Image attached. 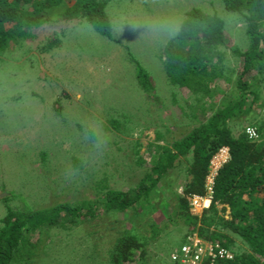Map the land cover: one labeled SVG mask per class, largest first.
Returning <instances> with one entry per match:
<instances>
[{
    "label": "rangeland",
    "instance_id": "obj_1",
    "mask_svg": "<svg viewBox=\"0 0 264 264\" xmlns=\"http://www.w3.org/2000/svg\"><path fill=\"white\" fill-rule=\"evenodd\" d=\"M194 7L226 21L227 45L212 61L205 81L208 91L200 92L169 85L163 69L162 47ZM106 10L113 39L79 19L57 15L34 38L0 53V226L9 206L80 205L100 199L105 187H134L153 165L157 146H171L196 127L204 117L200 109L211 115L242 98L245 108L252 105L253 96L237 83L244 63L233 51L246 49L250 36L243 17L229 11L224 0H109ZM260 31L264 33V24ZM133 57L152 76L151 91L141 88ZM245 80L258 97L250 111L237 112L228 123L235 134L248 127L260 129L264 140V68L255 65ZM114 118L120 120V129L110 124ZM190 161L191 156L175 161L156 187L159 195L151 198V208L137 205L139 215L130 210L115 216L101 211L99 204L101 212L93 218L76 225L60 221L28 234L13 264H100L92 250L101 232L110 236L133 225L147 242V260L141 264H170L175 242L188 232V223L177 216L175 193L183 195L192 177ZM212 161L210 171L217 169ZM190 200L191 211L199 216L210 206L196 207ZM156 210L166 211L167 217L153 236L150 224ZM221 214L229 218V208ZM226 232L233 250L247 248L238 234Z\"/></svg>",
    "mask_w": 264,
    "mask_h": 264
},
{
    "label": "trees",
    "instance_id": "obj_2",
    "mask_svg": "<svg viewBox=\"0 0 264 264\" xmlns=\"http://www.w3.org/2000/svg\"><path fill=\"white\" fill-rule=\"evenodd\" d=\"M108 1L0 0V53L12 45L34 38L35 31L56 21L57 15L61 20L79 19L94 32L113 39V25L106 10ZM224 2L226 8L241 15L247 25L250 36L248 47H233V51L244 63L237 83L245 94L253 96L251 104L254 105L258 91L250 89L251 84L245 80V76L257 64L264 68V48L261 47L264 33L260 31L264 24V0ZM225 27V19L216 13L211 14L198 7L185 13L177 34L162 47L165 56L163 69L169 85L198 92L208 91L205 81L209 77L212 61L220 55V48L227 45ZM133 60L136 62V77L141 88L151 91L155 87L152 76L137 59L133 57ZM156 99H159L157 95ZM246 104L245 98L230 100L225 107L211 115L205 108L200 109L204 117L199 120V124L182 138L176 139L171 146H157L153 165L134 187L126 190L105 187L100 199L94 202L85 200L80 205L59 202L41 209L9 206L1 220L3 225L0 226V264H13L28 234L41 228L57 226L60 221L76 225L103 210L112 215L133 210L135 215H139L137 205L141 204L143 208L149 205L151 208V198L159 195L155 189L161 179L169 176L176 160L187 156H191L188 170L192 177L185 183L183 195H175L178 197L177 216L183 217L188 223V232L182 240L175 242V246L181 245L190 234L197 233L203 239L218 243L234 253L233 259H221L218 264H264V140L260 136L250 139L245 129L235 134L228 123L237 112L250 111L252 105L245 108ZM62 107L56 111L59 113ZM198 115H194V118L199 119ZM109 122L115 129H120V120L114 118ZM161 136L159 132L158 137ZM223 147L229 148L230 156L215 176L210 206L199 216L191 211L190 197L206 196L212 158ZM74 162L79 165L80 160L75 158ZM9 199L4 198L6 201ZM227 207L230 210L229 218L221 214ZM158 211L154 212L150 224L153 236L159 233L163 219L167 217L166 211ZM134 228L133 225L120 233L112 231L110 236L101 232L98 242L93 244L95 262L133 264L138 255L140 264L144 263L148 255L145 248L147 242ZM227 230L238 234L247 248L240 252L233 250V240ZM155 255L152 259L158 257L157 253ZM160 258L161 262L165 261L162 256Z\"/></svg>",
    "mask_w": 264,
    "mask_h": 264
},
{
    "label": "built area",
    "instance_id": "obj_3",
    "mask_svg": "<svg viewBox=\"0 0 264 264\" xmlns=\"http://www.w3.org/2000/svg\"><path fill=\"white\" fill-rule=\"evenodd\" d=\"M246 132L250 139L259 138V133L254 127H248ZM229 148L223 147L215 155L213 164L217 167L214 171H210L207 178V194L206 196H192V204L196 207H208L207 203L211 202L214 192V179L219 168L229 158ZM215 167V168H216ZM206 203V204H205ZM234 253L218 243L207 241L200 237L197 233L190 234L182 242L181 245L170 251L168 260L170 264H218L221 259H233Z\"/></svg>",
    "mask_w": 264,
    "mask_h": 264
}]
</instances>
